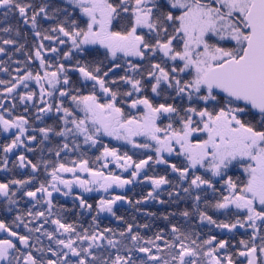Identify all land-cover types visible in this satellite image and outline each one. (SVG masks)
<instances>
[{
    "label": "flooded vegetation",
    "instance_id": "1",
    "mask_svg": "<svg viewBox=\"0 0 264 264\" xmlns=\"http://www.w3.org/2000/svg\"><path fill=\"white\" fill-rule=\"evenodd\" d=\"M250 1L232 14L241 28ZM187 34L147 59L138 31L105 43L121 57L111 68L149 72L101 80L96 95L70 94L74 81L56 71L49 94V65L22 67L33 74L0 96V264H264V127L249 117L264 113L205 87L206 69L188 76L178 57L213 49L214 35ZM100 35L111 33L97 44ZM207 140L244 158L211 174L199 158Z\"/></svg>",
    "mask_w": 264,
    "mask_h": 264
},
{
    "label": "trees",
    "instance_id": "2",
    "mask_svg": "<svg viewBox=\"0 0 264 264\" xmlns=\"http://www.w3.org/2000/svg\"><path fill=\"white\" fill-rule=\"evenodd\" d=\"M4 1L7 4L0 8V96L6 95L7 89L14 84L17 77L22 74H33V71L22 67L28 66L29 62L38 64L37 57L45 65H49L46 68L48 72L56 71L61 78L74 81L65 86L66 89H72L69 93L73 95L84 93L96 95L98 94L96 84L101 80H119L127 77L144 79L145 74L149 72L143 67L137 68L132 73L111 68L113 64L121 62V57L120 59L116 55L113 57L103 45L100 46L101 43L90 47L82 46L79 39L86 30L87 20L64 0ZM135 1L110 0L113 15L108 33L110 32L111 35L108 37L100 35L104 43L109 41L108 43L115 48L116 44L112 40L116 37L112 35L115 33L123 35L130 30L133 23L132 7ZM148 6L151 28L138 30L143 34L145 59L153 53L161 57L156 48L178 31L180 16V10L173 9L166 0H150ZM148 33L155 34V37ZM70 36H75V46L69 42ZM206 41L209 47L229 51L231 56L239 55L244 44L243 42L237 47L230 41L216 39L214 36H210V40ZM82 73L90 76L88 82L82 79ZM190 74L194 77L192 70L188 72L189 77ZM247 112L249 115L248 109ZM250 114L253 126L257 122L264 127L263 114L256 115L251 112ZM246 119L245 117V122ZM255 119L259 120L255 121Z\"/></svg>",
    "mask_w": 264,
    "mask_h": 264
},
{
    "label": "rangeland",
    "instance_id": "3",
    "mask_svg": "<svg viewBox=\"0 0 264 264\" xmlns=\"http://www.w3.org/2000/svg\"><path fill=\"white\" fill-rule=\"evenodd\" d=\"M65 3L70 4L75 8L78 13L87 20V26L84 34L79 39L82 46L90 47L98 43V34L102 31L108 30L110 21L113 15V7L110 0H102L101 2L94 3L93 1L84 0H64ZM172 8L180 9L181 17H179L178 31L183 33L192 34L198 37L201 33L212 34L214 37L219 39H225L226 41L233 42L237 47L241 46L244 41V32L241 27L237 25L232 14L242 15L247 7L249 0H216L219 6L224 10L223 12L218 11V9L212 4H202L194 2L193 0H166ZM150 0H136L134 6L132 7V26L128 33L123 35L113 34L114 37L121 36H134L138 29H150V8L148 6ZM7 4L6 1L0 0V8ZM187 34V35H188ZM137 36V34L135 35ZM188 37H190L188 35ZM69 42L72 46H75L76 39L75 36L68 37ZM191 38V37H190ZM140 40V39H139ZM190 40V39H189ZM188 40V41H189ZM102 45H105L103 39L99 41ZM109 42V41H108ZM108 42H106L108 44ZM110 43V42H109ZM191 42L189 43V45ZM168 43H164L161 46V50L164 51L167 48ZM131 45H127L128 49ZM189 47V46H188ZM206 47H208L206 45ZM75 48V47H74ZM124 49V53L127 54V50ZM205 52L198 56V54L179 56L178 60L183 62L185 65L190 66V70L195 74V78H200V71L206 69L208 65L214 63L218 60L227 58L231 56V53L224 51L222 49L213 48L205 49ZM136 56L137 53H132ZM40 63L42 60L38 57L36 58ZM203 72V71H202ZM163 74V73H162ZM42 82L49 94L53 93L55 83L57 82V75L52 72L42 71ZM25 76V75H24ZM159 75L157 76V78ZM34 84L38 86L36 78L34 79ZM38 88H41L40 85ZM53 95V94H52ZM92 101L98 104L96 96L89 95ZM63 121V118H62ZM80 131L78 135H80ZM82 135V134H81ZM100 136L99 131L93 130V136ZM117 135L113 133V136ZM120 139H123L122 135L118 134ZM262 138L261 135L259 136ZM127 140L126 137L123 139ZM128 141V140H127ZM84 143V140L82 141ZM203 149L199 155L200 159H203L208 171L211 174L217 176L218 173L222 171L223 163L236 157V160H240L243 157V149L237 146L234 149L227 147L222 143H216L215 145L211 141L203 142ZM249 150V144L244 148V151ZM247 170V169H244Z\"/></svg>",
    "mask_w": 264,
    "mask_h": 264
},
{
    "label": "water",
    "instance_id": "4",
    "mask_svg": "<svg viewBox=\"0 0 264 264\" xmlns=\"http://www.w3.org/2000/svg\"><path fill=\"white\" fill-rule=\"evenodd\" d=\"M242 29L247 36L241 53L208 67L202 82L252 112L264 113V0L250 1Z\"/></svg>",
    "mask_w": 264,
    "mask_h": 264
}]
</instances>
